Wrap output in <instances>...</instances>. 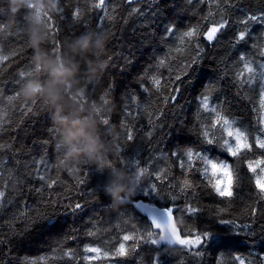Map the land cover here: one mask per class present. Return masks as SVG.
Returning a JSON list of instances; mask_svg holds the SVG:
<instances>
[{
    "label": "trees",
    "instance_id": "obj_1",
    "mask_svg": "<svg viewBox=\"0 0 264 264\" xmlns=\"http://www.w3.org/2000/svg\"><path fill=\"white\" fill-rule=\"evenodd\" d=\"M93 2L59 0L57 13L37 21L29 6L0 0V26H6L0 31V58L8 57L0 59V145H5L0 149V190L6 193L0 202V264H149L153 257H159L161 264H233L232 257L245 248L243 243L203 245L186 252L178 246H153L147 238L124 242L126 233L142 235L152 229L128 202L115 209L109 189L124 184L134 188L136 196L138 179L157 186L159 205L178 209L176 219L184 227V235L205 229L221 236L239 233L240 241H247V251L242 254L252 263L262 264L264 198L257 197L254 185L241 181L232 197H220L202 178L199 163L181 169L171 153L188 146L200 148L201 125L213 118L211 113L199 111L198 98L205 89H210L212 104L230 119L245 129L248 122L258 126L259 95L247 85L239 89L234 73L242 68L238 52L254 62L264 60L259 55L264 50V26L250 22L252 41L242 48L232 46V36L244 27L239 21L245 13L264 12V0H231L233 6L224 12L229 24L218 41L209 45L200 40L204 51L196 66L195 83L187 77L176 82L180 94L175 107L171 103L164 106L154 89L145 94L142 88L151 75L162 73L167 79L178 73L176 66L182 57L177 54V59L171 60L169 55L170 48L178 45L176 36L190 26L200 25L203 30L219 21L221 8L213 0H152L157 21L153 23L151 18L129 15L132 7L144 11L142 0L137 5L106 0V15L94 9ZM48 16L52 18L50 28ZM205 16H209L208 21ZM163 21L174 22L177 33L161 43ZM98 26L103 31H98ZM87 35L107 37L99 56L89 53L82 57L73 51L74 42ZM38 54L44 61L62 58L77 65L74 76L69 74L67 82L55 85V106L43 91H33L27 97L21 94L29 81L42 88L50 86L46 67H38ZM161 58L169 59L173 72L158 66ZM101 64H105L102 72L93 71ZM132 95L138 102L132 108L138 114L136 119L126 118L122 108V102L128 103ZM56 116L89 121L88 130L95 137L91 155L80 150L68 153L64 127ZM102 117L109 119L108 125L101 123ZM128 130L131 141L127 140ZM130 160H138V167H146L148 173L143 176L140 168H127ZM40 161L48 162L46 171L39 166L44 181L36 171ZM244 167L249 181L251 174ZM50 181L55 183L48 187ZM77 203L81 209L71 212L69 206ZM189 206L197 211L188 213L185 209ZM252 206L257 208L255 216L251 215ZM221 219L233 223L221 224ZM121 242L129 250L127 257L83 259L95 255L83 252L86 245L111 253ZM66 251L73 256H65Z\"/></svg>",
    "mask_w": 264,
    "mask_h": 264
},
{
    "label": "snow or ice",
    "instance_id": "obj_2",
    "mask_svg": "<svg viewBox=\"0 0 264 264\" xmlns=\"http://www.w3.org/2000/svg\"><path fill=\"white\" fill-rule=\"evenodd\" d=\"M142 2L145 5L144 11H141L139 7H132L129 15L139 14L146 19L151 18L153 23H157L152 0H142ZM125 3L128 5H137L141 3V0H125ZM213 3L221 8L220 20L209 23L203 30H201L200 25L188 27L176 36L178 45L170 48L169 55L171 56V60H176L177 54L182 57L179 64L176 66L179 69L178 73L174 74V77L170 75L167 79H165L162 73L151 75L142 88L145 94L152 93L154 89L155 93L159 94L164 106H167L169 103H171L173 107L176 106L177 96L180 94V86L176 84L177 81H182L187 77L188 81L193 84L195 83L193 77L197 75L196 66L200 63L201 54L204 51L203 46L200 44L201 38L209 45H212L213 42L218 41L219 34L222 30L228 27L229 21L225 18L224 12L228 7L233 6L231 0H213ZM92 7L101 10L105 15L107 14L106 0H94ZM239 11L243 13L242 9ZM75 15L79 16V12L77 11ZM209 16H211V12ZM209 16H205L203 19L208 21ZM51 19L50 16L46 18V23L49 28L51 27ZM250 22L264 26V12L244 14V18L239 21L244 27L242 30L234 32L232 36V46L234 48L237 46L242 48L252 41V34L248 27ZM160 23L163 29L160 33L161 43H164L176 35L177 25L174 22L170 23L168 21ZM5 27L6 26H0V31H3ZM98 29V31H103L102 26H98ZM185 52L188 53L187 56H185ZM237 55L238 63L242 64V68L234 73V82L241 90H243L246 85L251 87L253 83H256L259 94V109L264 110V60L254 62L252 59H248L244 54L238 52ZM259 55L264 58V50H261ZM0 59L7 60L8 57L5 56ZM254 63L256 66H254ZM158 66L167 68L169 72H173L172 65L168 58L159 59ZM24 75V73H21V78H23ZM128 101V103L122 102L124 115L126 118L131 116L133 119H136L138 114L135 113L132 108L133 105L138 106L137 97L135 95L129 96ZM104 103L107 104V101L105 100ZM198 107L199 111L211 113L213 118L210 119L207 125H201L202 130L199 133L198 139L200 148L188 146L180 151H173L171 153V156L176 158L178 166L181 169H184L186 166L192 168L199 163L201 165L199 170L202 178L207 181V184L214 189L218 196L230 198L234 195L235 188L240 180V173L232 164L225 160L212 158L209 155V153L214 152L216 148H220L228 156L239 158L242 162L246 163L247 172L251 174L248 177L249 183L254 185L253 191L256 192L258 198H264V116L258 117L256 122L258 126L253 128L252 131L238 126L235 120L230 119L222 110H219L215 104H212L210 89H205L204 92L200 93ZM96 111L99 113L101 109L96 108ZM160 114H162V112ZM158 118L159 116L157 115L156 119ZM101 123L103 125H108L109 119L102 117ZM217 132L219 133V138H217ZM132 139V132L128 130L127 140L131 141ZM4 147L5 145H0V149ZM60 147L61 146L57 143L56 148L58 152L60 151ZM254 149L259 150L258 154H254L252 158H248L249 154L254 152ZM47 164V161H40L36 170L38 178L42 181H44L46 177L44 175H39V166H43L46 171ZM138 165V160H130L126 167L130 170L140 168L142 170V175L145 176L148 173V169L146 167H138ZM157 178L159 179V174H157ZM54 183L55 181L48 182V187H51ZM136 183V196H134L131 201H128V203L134 212L143 214L146 221H150L149 228L158 230V233L152 230H146L142 235H137L135 232L132 234L126 233L122 236L124 242L139 241L147 238L148 243L153 246H178L180 250L186 252L199 249L203 245L216 244L231 246L243 243L245 248L232 257V262L233 264H252V262L247 260L245 255L242 254V252L247 251V241H240L239 233H230L221 236L213 233L210 229H205L194 235L182 236L180 230L176 227L174 219V213L177 212L178 209L173 206L158 204L156 197H158L160 193L155 184H142V180L139 179ZM5 196V191L0 190V202L3 201ZM145 199H147V202H145ZM257 202H259V200H257ZM81 207L82 205L77 203L74 206L70 205L69 210L75 212L77 209H81ZM185 211L188 213H195L197 209L189 206ZM221 211H223V209H221ZM256 214L257 208L252 206L251 215L255 216ZM220 223L230 224L233 222L221 219ZM88 235H93V233L89 232ZM124 242L119 243L118 247L111 253L102 250L100 247L86 245L83 248V252L94 253L95 255H86L83 259L85 261H92L101 258L115 259L127 257L129 255V250ZM132 251H135V247L132 248ZM195 254L199 255L200 253L197 251ZM64 255L71 258L73 253L71 251H66ZM149 264H161V260L159 257H153ZM262 264H264V262H262Z\"/></svg>",
    "mask_w": 264,
    "mask_h": 264
},
{
    "label": "clouds",
    "instance_id": "obj_3",
    "mask_svg": "<svg viewBox=\"0 0 264 264\" xmlns=\"http://www.w3.org/2000/svg\"><path fill=\"white\" fill-rule=\"evenodd\" d=\"M14 3L17 7L29 6L33 11V18L37 21L44 15H52L59 11V0H14ZM106 42L107 37L103 35L98 37L92 35L82 36L74 42L72 49L82 57L87 56L89 53L99 56L104 51ZM36 60L38 67L41 64L46 67L51 78L50 86L42 88L38 82L29 81L21 89V94L27 97L31 96L33 91H43L47 95L49 102L55 106L56 100L58 99V89L55 85L67 82L70 78L69 74L74 76L77 65L70 61L66 62L62 58L56 61H44L39 54ZM104 68L105 64H101L98 69L94 68L93 71L102 72ZM56 120L64 127V142L68 147L69 154L77 150H80L81 154H92L95 137L88 130L90 127L89 121L61 116H56ZM137 175L139 176V173ZM109 193L113 198V207L120 209L135 195V190L127 185L117 184L109 189Z\"/></svg>",
    "mask_w": 264,
    "mask_h": 264
},
{
    "label": "rangeland",
    "instance_id": "obj_4",
    "mask_svg": "<svg viewBox=\"0 0 264 264\" xmlns=\"http://www.w3.org/2000/svg\"><path fill=\"white\" fill-rule=\"evenodd\" d=\"M254 86H256V89H257V90H256L255 88H253ZM250 88L254 89V91L256 92V94L259 95V94H258V86L256 85V83H253V84L251 85ZM258 98H259V96H258ZM259 116H264V110H260V114H259ZM236 124H237L238 126L243 127L241 123H237V122H236ZM253 128H255V126H254L252 123L248 122V123H247V126H246V129H248L249 131H252ZM258 152H259V150L254 149V152H253L252 154H249L248 158H252V156H253L254 154H258ZM209 155H210L212 158L219 159V160H225L226 162L232 164V165H233V166L239 171V173H240V180L238 181V184H239L241 181H242L243 183H248V184H250L249 181L246 179L245 174H244V168H245L244 166L246 165V163H245V162H242L241 159H239V158H233V157H229L228 159H226V157H224V155H226V153H225V152H222V151H220V150H218V149H215V151L212 152V153H209ZM250 185H251V184H250ZM252 188H253V187H252ZM241 189H242V186L240 187V190H241ZM263 255H264V254H263ZM246 259H247V257H246ZM263 262H264V261H263ZM252 264H255V263H252Z\"/></svg>",
    "mask_w": 264,
    "mask_h": 264
},
{
    "label": "water",
    "instance_id": "obj_5",
    "mask_svg": "<svg viewBox=\"0 0 264 264\" xmlns=\"http://www.w3.org/2000/svg\"><path fill=\"white\" fill-rule=\"evenodd\" d=\"M142 215H143V214H142ZM174 219H175V217H174ZM176 220H177V219H175V224H176L177 229H179L178 226H177V222H176ZM180 233H181V232H180Z\"/></svg>",
    "mask_w": 264,
    "mask_h": 264
},
{
    "label": "bare ground",
    "instance_id": "obj_6",
    "mask_svg": "<svg viewBox=\"0 0 264 264\" xmlns=\"http://www.w3.org/2000/svg\"><path fill=\"white\" fill-rule=\"evenodd\" d=\"M174 217H175V219H176V213H174ZM176 221H178V219H177Z\"/></svg>",
    "mask_w": 264,
    "mask_h": 264
}]
</instances>
